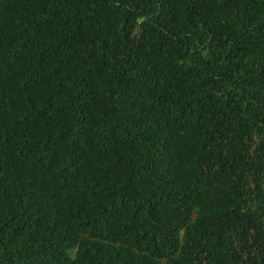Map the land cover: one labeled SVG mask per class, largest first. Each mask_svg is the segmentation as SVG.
Segmentation results:
<instances>
[{"label":"trees","instance_id":"obj_1","mask_svg":"<svg viewBox=\"0 0 264 264\" xmlns=\"http://www.w3.org/2000/svg\"><path fill=\"white\" fill-rule=\"evenodd\" d=\"M0 264H264V0H0Z\"/></svg>","mask_w":264,"mask_h":264}]
</instances>
